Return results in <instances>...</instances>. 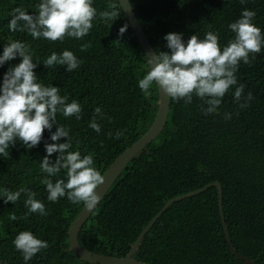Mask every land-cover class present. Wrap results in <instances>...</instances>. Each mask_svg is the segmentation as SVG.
Segmentation results:
<instances>
[{"label": "trees", "instance_id": "trees-1", "mask_svg": "<svg viewBox=\"0 0 264 264\" xmlns=\"http://www.w3.org/2000/svg\"><path fill=\"white\" fill-rule=\"evenodd\" d=\"M40 0H0V55L10 40L30 45L38 82L60 88L68 103L82 106V118H65L58 113L57 125L70 129L72 148L81 156L92 155L94 167L103 175L128 147L140 139L157 116L160 91L153 85L145 96L138 81L150 70L149 60L118 0H93L97 17L83 39L66 38L64 42L32 39L25 32L9 30L13 9L37 13ZM148 38L158 54L170 51L164 37L183 34L186 43L192 35L203 39L205 33H219L221 49L234 38L228 25L241 18L245 9L254 11L252 23L264 35V0H131ZM119 7L113 22L99 17L108 4ZM127 25L121 36L119 30ZM119 40V41H117ZM92 47L80 51L81 44ZM72 51L83 63L72 72L57 65L42 63L52 52ZM17 56L0 66V85L10 67L21 62ZM250 65L242 61L236 72L237 85L243 84L244 96L253 99L247 108L234 100L235 87L222 99L218 112L205 115L207 105L193 96L191 104L171 99L168 123L161 135L147 145L123 170L113 187L96 208L79 240L88 250L124 256L150 220L170 199L218 181L223 186V207L227 226L236 250L264 264V47ZM100 133L90 128L95 108ZM231 113V119H224ZM56 131L45 129L43 139L28 149L22 141L10 145L9 156L0 155V264H90L75 254L69 243V229L83 204L50 202L41 181L46 174L40 162L47 155L45 144ZM117 132L123 135L115 138ZM112 133V136H109ZM67 142L62 137L58 143ZM59 153L49 159L54 163ZM66 170L51 177L65 179ZM27 188L45 205L47 215L30 213L24 206L26 195L13 204L5 203L4 190ZM15 215L18 219L12 220ZM21 231H31L47 241L29 261L23 259L12 243ZM149 264H251L236 257L225 236L216 186L174 202L146 233L135 255Z\"/></svg>", "mask_w": 264, "mask_h": 264}, {"label": "clouds", "instance_id": "clouds-1", "mask_svg": "<svg viewBox=\"0 0 264 264\" xmlns=\"http://www.w3.org/2000/svg\"><path fill=\"white\" fill-rule=\"evenodd\" d=\"M240 2L244 4L245 0ZM107 7L108 10L99 12V17L113 22L120 16L119 7L115 3H109ZM35 8L37 13L34 15H29L21 7L13 9L9 30L13 33L27 31L34 40H80L89 34L93 28V20L97 17L93 0H40ZM255 16L254 11L245 9L241 18L228 25L235 35L223 49L219 43V33L212 31L205 33L203 39L192 35L186 43L182 39L183 34H167L164 39L170 51L158 54L154 52L151 58L148 57L150 70L138 81L139 89L145 96H149L150 89L156 85L170 99L183 100L186 105L191 104L193 96H196L207 105L206 108H201L205 115L217 113L223 97L230 88L237 85L235 74L241 61L250 65V54L254 59L264 47V35L252 23ZM126 29L127 25L121 27L119 34L122 36ZM91 47L92 43L89 41L81 44L80 51H88ZM17 56L22 58L21 62L8 69L0 85V155L8 157L9 146L14 145L17 140L22 141L28 149L38 146L43 139L44 130L51 132L53 125H56V131L51 134L50 139L57 143L45 144L47 155L40 162V170L46 174L41 183L46 186L47 200L53 203L59 200L66 204L82 203L91 210L101 199L98 187L105 183V176L94 167L92 155L82 157L79 151H70V129L58 126L56 121L58 113L65 118L81 119L82 106L76 100L68 103V96H62L60 88L38 82L34 69L40 62L34 63L30 45L25 42L10 40L5 44L3 54L0 55V66ZM82 63L72 51L64 50L59 54L52 52L42 64L46 68L64 66L67 72H72ZM244 87L239 84L233 94L240 108L250 106L249 102L253 99L251 92L244 96ZM103 115L102 109L97 107L89 122L88 126L97 133L101 131L97 117L103 118ZM224 119H231V113H225ZM122 135V132H117L115 138L119 139ZM62 137H66L67 142L58 143ZM53 153H59L54 163L49 159ZM62 169L66 170V178L53 182L51 177L57 176ZM21 193L26 195L24 206L30 213L47 215L44 203L37 200L36 193L27 188L14 192L5 189V203L15 204ZM10 218L18 219L14 214ZM12 243L26 262L49 247L47 241L38 239L31 231L19 232Z\"/></svg>", "mask_w": 264, "mask_h": 264}, {"label": "water", "instance_id": "water-1", "mask_svg": "<svg viewBox=\"0 0 264 264\" xmlns=\"http://www.w3.org/2000/svg\"><path fill=\"white\" fill-rule=\"evenodd\" d=\"M121 3V6L125 12V16L130 22L147 58H151L152 53L156 52L148 38V35L146 34V31L144 30L141 22L139 21V18L136 14V11L132 5L131 0H118ZM160 103H159V109L157 116L155 118V122L153 123L152 127L140 138L138 139L134 144H132L130 147H128L117 159L108 167V169L104 172L103 176H105V183L100 185L98 187V193L101 196L100 201L95 206V208L89 210L85 206L82 209V211L79 213L75 221L71 224V227L69 229V243L71 250L77 254L82 260L90 263V264H149L146 262L139 261L136 259L135 255L138 252V249L140 245L142 244L146 233L149 231V229L156 223V221L168 210V208L176 201L183 200L186 198H190L193 196H196L202 192H204L206 189H208L211 186H216L218 189L219 194V207H220V213L222 218V223L224 227L225 236L229 242L230 248L235 254L236 257H239L245 261H248L251 264H257L253 259H250L247 256L242 255L239 253L235 246L232 243V239L229 233V229L226 222L224 207H223V186L220 182L215 181L212 183H209L205 185L204 187H201L197 190L185 193L180 196H176L172 199H170L163 208L158 212L156 216L153 217V219L148 223V225L143 229L140 236L136 239L134 242L132 248L128 253L121 257H115L111 255H105L96 253L93 251H90L86 249L79 240V235L91 217V215L94 213L98 205L102 202V200L105 198L107 193L110 191V189L115 184L118 177L121 175L123 170L127 167V165L142 151L144 150L149 143H151L153 140H155L161 133L164 131V129L167 126L168 123V117L170 113V104L171 99L163 92V90H160Z\"/></svg>", "mask_w": 264, "mask_h": 264}, {"label": "rangeland", "instance_id": "rangeland-1", "mask_svg": "<svg viewBox=\"0 0 264 264\" xmlns=\"http://www.w3.org/2000/svg\"><path fill=\"white\" fill-rule=\"evenodd\" d=\"M203 187H204V186H203ZM152 219H153V218H152ZM152 219H151V220H152ZM151 220H150V221H151ZM221 220H222V218H221Z\"/></svg>", "mask_w": 264, "mask_h": 264}]
</instances>
